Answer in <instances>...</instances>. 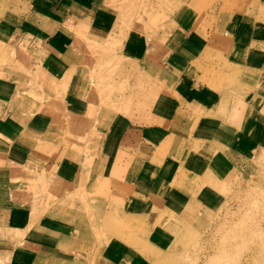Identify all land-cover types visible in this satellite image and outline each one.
<instances>
[{
  "label": "crops",
  "instance_id": "1",
  "mask_svg": "<svg viewBox=\"0 0 264 264\" xmlns=\"http://www.w3.org/2000/svg\"><path fill=\"white\" fill-rule=\"evenodd\" d=\"M96 5L91 0H14L9 8L11 25H6L2 37L14 47L21 42L29 45L27 50L38 64L37 82L43 87L33 88V96L43 94L45 103L62 102L64 119L88 120L96 113L80 33L93 27L102 32L107 29L103 22L113 19ZM222 24L223 33L199 28L182 37L160 61L164 98L157 105L162 117L156 132L127 129L125 120L113 124L90 170L85 158L57 155L62 116L35 111L25 117L23 110H33L26 103L34 100L19 92L17 85L10 91L2 85L0 230L22 229L35 213V205L21 201L30 194L24 178H36L27 177L23 167L50 174L55 183L50 194L59 195L56 199L65 205L52 206L32 227L48 255L40 260V244L35 243L33 264H71L74 256L107 245L106 228H115L105 219L110 201L134 224L144 220L139 226L148 238L154 225L157 233L175 239L204 220L214 201L216 164L237 170L242 163L264 156V21L240 13ZM210 50L222 60L224 70L204 83L199 69ZM207 160L216 177L208 178L209 183L215 181L210 189L203 178L196 181L192 175H199L196 169ZM82 193L100 199L101 210L106 207L97 217L98 224L103 219L96 227L100 231L85 215L90 200ZM10 244L0 238V248ZM5 255L0 249V264L13 263Z\"/></svg>",
  "mask_w": 264,
  "mask_h": 264
},
{
  "label": "rangeland",
  "instance_id": "2",
  "mask_svg": "<svg viewBox=\"0 0 264 264\" xmlns=\"http://www.w3.org/2000/svg\"><path fill=\"white\" fill-rule=\"evenodd\" d=\"M13 1L0 0V88L7 85L10 91L17 85L19 92L34 100L26 103L28 107L33 106V110H23L25 117L35 111L62 116L57 155L85 158L89 170L93 168L95 156L101 152L107 132L114 130L113 124L119 125L125 120L129 123L127 129L141 132L146 128L156 132L162 117L157 105L164 98L158 65L166 60L170 49L176 48L177 41L189 33H197L199 28L223 33L222 23L240 13H249L264 21V0H91L113 18L111 22H103L107 29L102 32L93 27L80 33V46L87 58L85 66L89 68L88 80L92 87L90 100L96 113L88 120H68L64 119L62 102L45 103L43 94L33 96V88L42 90L43 87L37 82L38 64L27 50L29 45L21 42L19 47H14L2 37L6 34V25H11L9 8ZM211 52L213 50L203 59V69H199L204 83L209 82L210 75L224 70L222 60ZM63 89L66 90V86ZM217 152L221 153L219 149ZM211 163L207 160L196 169L200 176L192 174L196 181L203 178L201 181L209 185V189L215 182L207 181L210 176L215 177L208 168ZM237 167L235 170L228 164L217 168L216 164L218 180L215 188L212 187L214 201L209 204L204 220L175 239L157 233L154 225L148 238L139 226L144 220L134 224L122 217L123 210L110 201L105 219L109 218L107 222H113L115 228H106L109 242L84 256H74L71 264H264V156ZM23 170L27 177L36 176L35 180L24 178L30 194L21 199L30 206L35 205V213L29 215L32 219L22 229L0 230V238L11 242L0 248L7 262L13 260L8 264H33L37 259L35 243L40 244V260L48 257L45 246L37 241L38 231L31 230L52 206H65L63 200L56 199L59 195L50 194L55 184L50 174L45 170L28 171L30 169L24 167ZM88 195L90 203L85 215L95 230H99L96 227L102 226L103 219L100 218L98 224V214L103 212L104 215L106 207L101 210L100 199Z\"/></svg>",
  "mask_w": 264,
  "mask_h": 264
}]
</instances>
